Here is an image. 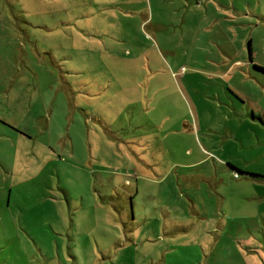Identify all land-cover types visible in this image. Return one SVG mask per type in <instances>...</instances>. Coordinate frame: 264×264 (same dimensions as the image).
Here are the masks:
<instances>
[{
  "label": "rangeland",
  "instance_id": "rangeland-1",
  "mask_svg": "<svg viewBox=\"0 0 264 264\" xmlns=\"http://www.w3.org/2000/svg\"><path fill=\"white\" fill-rule=\"evenodd\" d=\"M0 264H264V0H0Z\"/></svg>",
  "mask_w": 264,
  "mask_h": 264
},
{
  "label": "crops",
  "instance_id": "crops-1",
  "mask_svg": "<svg viewBox=\"0 0 264 264\" xmlns=\"http://www.w3.org/2000/svg\"><path fill=\"white\" fill-rule=\"evenodd\" d=\"M254 215V217L257 215V214H253ZM258 219V218H257ZM257 226V228L258 229H260L259 227L261 226V224H259V225H256Z\"/></svg>",
  "mask_w": 264,
  "mask_h": 264
}]
</instances>
